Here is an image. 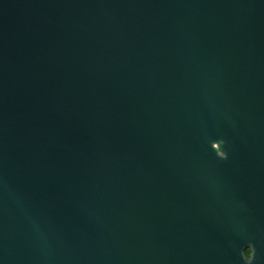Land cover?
Segmentation results:
<instances>
[{"label":"water","instance_id":"1","mask_svg":"<svg viewBox=\"0 0 264 264\" xmlns=\"http://www.w3.org/2000/svg\"><path fill=\"white\" fill-rule=\"evenodd\" d=\"M0 264H264V0H0Z\"/></svg>","mask_w":264,"mask_h":264},{"label":"trees","instance_id":"2","mask_svg":"<svg viewBox=\"0 0 264 264\" xmlns=\"http://www.w3.org/2000/svg\"><path fill=\"white\" fill-rule=\"evenodd\" d=\"M246 255H247V257H249V255H250V250L248 249V250H246Z\"/></svg>","mask_w":264,"mask_h":264}]
</instances>
